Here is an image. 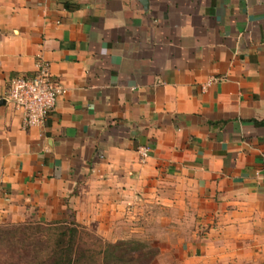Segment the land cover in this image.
Listing matches in <instances>:
<instances>
[{"label":"crops","instance_id":"0c3cea01","mask_svg":"<svg viewBox=\"0 0 264 264\" xmlns=\"http://www.w3.org/2000/svg\"><path fill=\"white\" fill-rule=\"evenodd\" d=\"M39 59L65 91L24 127L6 96ZM0 99V222L264 264V0H0Z\"/></svg>","mask_w":264,"mask_h":264},{"label":"trees","instance_id":"16d2710c","mask_svg":"<svg viewBox=\"0 0 264 264\" xmlns=\"http://www.w3.org/2000/svg\"><path fill=\"white\" fill-rule=\"evenodd\" d=\"M34 228L29 224H19L12 228L13 230L3 231L0 239L6 240L2 237L6 238L7 235V238L10 237V243L11 239L14 241L16 238L15 243L23 245L25 239L32 237L33 233L27 231L29 229H34L33 236L36 233L45 236L48 243L47 254L31 264H128L126 261L132 260L126 258L123 252L116 253L117 245L103 244L100 238H96L84 226L72 221L38 223ZM86 238L94 241L90 248H82Z\"/></svg>","mask_w":264,"mask_h":264},{"label":"rangeland","instance_id":"374dc122","mask_svg":"<svg viewBox=\"0 0 264 264\" xmlns=\"http://www.w3.org/2000/svg\"><path fill=\"white\" fill-rule=\"evenodd\" d=\"M47 221L39 222L36 218H26L21 222H0V235L3 231L11 230L12 228L18 226L19 224H29L30 227L34 228L38 223H45ZM145 224H141L143 227ZM153 224H148L152 226ZM145 227V226H144ZM35 229V228H34ZM27 230L30 234L35 233L33 230ZM13 230V229H12ZM90 233H92L96 238H100L103 244L110 243L117 245L116 253L126 254V258H131L132 260H127L128 264H160L158 260L159 253V244L155 243L156 231L150 229L141 228L139 231L126 230L124 233L118 236L115 239H105L97 234L94 231L86 228ZM29 239H25L22 244L15 243V240L10 237L6 238L3 236V239H0V264H31L36 261L38 258H43L47 254V241L45 236H41L40 233H36ZM1 237V236H0ZM85 243L82 245V248H90L93 239L86 238ZM97 242V241H96ZM14 243V244H13ZM97 244V243H96ZM126 252V253H125ZM152 252V253H151Z\"/></svg>","mask_w":264,"mask_h":264},{"label":"built area","instance_id":"2783aa9c","mask_svg":"<svg viewBox=\"0 0 264 264\" xmlns=\"http://www.w3.org/2000/svg\"><path fill=\"white\" fill-rule=\"evenodd\" d=\"M36 73L32 78L14 76L10 80L6 101L22 113L24 127L43 125L54 108L57 98L65 91L62 84L51 78L50 66L41 59L36 61ZM142 157L147 148H140Z\"/></svg>","mask_w":264,"mask_h":264},{"label":"water","instance_id":"95a60500","mask_svg":"<svg viewBox=\"0 0 264 264\" xmlns=\"http://www.w3.org/2000/svg\"><path fill=\"white\" fill-rule=\"evenodd\" d=\"M138 1L142 5V7L144 9H147L148 8L149 0H138ZM4 103H5V100L4 99H0V105L1 104H4Z\"/></svg>","mask_w":264,"mask_h":264}]
</instances>
